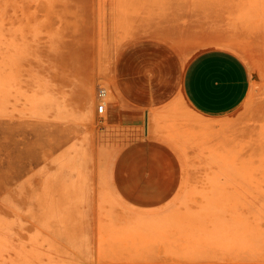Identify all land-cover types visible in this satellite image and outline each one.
<instances>
[{
	"label": "rangeland",
	"instance_id": "rangeland-1",
	"mask_svg": "<svg viewBox=\"0 0 264 264\" xmlns=\"http://www.w3.org/2000/svg\"><path fill=\"white\" fill-rule=\"evenodd\" d=\"M90 1L0 0V264H264V18L201 10L200 40L143 43L175 83L199 51L233 49L253 89L212 123L224 168L138 169L94 143Z\"/></svg>",
	"mask_w": 264,
	"mask_h": 264
},
{
	"label": "crops",
	"instance_id": "crops-1",
	"mask_svg": "<svg viewBox=\"0 0 264 264\" xmlns=\"http://www.w3.org/2000/svg\"><path fill=\"white\" fill-rule=\"evenodd\" d=\"M87 4L95 27L92 40L100 42L92 71L94 95L105 106L99 112L94 99L93 138L100 154L123 155L131 163L132 154L139 153L138 169L224 168L213 149L221 128L212 123L236 114L249 100L250 65L233 49L206 48L188 61L177 83L159 80L150 75L143 43L200 40L209 25L196 20L201 10L220 9L222 19L224 11H231L244 26L253 25L264 18V0H91ZM225 18L229 20V15ZM105 42L115 44L107 48ZM182 106L188 113L180 112ZM139 136L143 140L134 141Z\"/></svg>",
	"mask_w": 264,
	"mask_h": 264
},
{
	"label": "bare ground",
	"instance_id": "bare-ground-1",
	"mask_svg": "<svg viewBox=\"0 0 264 264\" xmlns=\"http://www.w3.org/2000/svg\"><path fill=\"white\" fill-rule=\"evenodd\" d=\"M122 67V66H121ZM122 71H123V69H121ZM119 73V72H118ZM124 73V72H123ZM123 78H124V76H123ZM104 101V100H103ZM100 106H102V104L101 105H99V107ZM99 107H98V109H99ZM107 107V106H106ZM103 109H105V106L103 105ZM105 111H107V110H105ZM109 111V110H108ZM106 113H104V115H105ZM102 115V114H101ZM109 115V114H108ZM105 117H106V115H105Z\"/></svg>",
	"mask_w": 264,
	"mask_h": 264
},
{
	"label": "built area",
	"instance_id": "built-area-1",
	"mask_svg": "<svg viewBox=\"0 0 264 264\" xmlns=\"http://www.w3.org/2000/svg\"><path fill=\"white\" fill-rule=\"evenodd\" d=\"M103 111L104 109H103V104H102V106L99 107V112H103Z\"/></svg>",
	"mask_w": 264,
	"mask_h": 264
}]
</instances>
